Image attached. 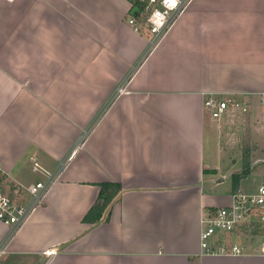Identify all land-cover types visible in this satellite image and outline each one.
I'll use <instances>...</instances> for the list:
<instances>
[{
	"label": "crops",
	"instance_id": "obj_1",
	"mask_svg": "<svg viewBox=\"0 0 264 264\" xmlns=\"http://www.w3.org/2000/svg\"><path fill=\"white\" fill-rule=\"evenodd\" d=\"M130 6L0 0V189L53 175L18 230L0 222V264H264L254 247L200 248L202 219L249 187L226 185L241 174L228 123L244 113L214 120L204 103L264 122V0H193L144 58ZM101 183L121 185L108 221L83 222Z\"/></svg>",
	"mask_w": 264,
	"mask_h": 264
},
{
	"label": "built area",
	"instance_id": "obj_2",
	"mask_svg": "<svg viewBox=\"0 0 264 264\" xmlns=\"http://www.w3.org/2000/svg\"><path fill=\"white\" fill-rule=\"evenodd\" d=\"M192 1L174 0V3H169V0L129 1L131 6L127 24L138 31L140 23L137 19L140 16L143 27L149 36L143 58L168 32ZM121 92L122 89L118 87L116 94ZM259 105L264 108V95H261ZM204 108L214 120H220L226 115L231 118L235 114L247 112L245 104L232 100L209 99L205 101ZM3 175L4 171L0 165V182ZM52 180L53 175L48 174L44 180L33 182L27 186L17 185L13 191L0 189V222L8 229L6 238L18 230L41 203ZM202 224L200 248L204 254L242 256L251 247L264 254V242L258 246L250 247L244 245L243 242L234 240L236 235H241L246 228L259 229L264 232V185H259L253 192H244L238 189L232 194L231 201L227 205L215 208L202 219ZM3 245L2 242L0 253L3 252Z\"/></svg>",
	"mask_w": 264,
	"mask_h": 264
},
{
	"label": "rangeland",
	"instance_id": "obj_3",
	"mask_svg": "<svg viewBox=\"0 0 264 264\" xmlns=\"http://www.w3.org/2000/svg\"><path fill=\"white\" fill-rule=\"evenodd\" d=\"M137 21L140 23V26L144 28L143 23L140 20V16L138 17ZM260 107L263 108L262 106ZM249 113H251L250 109L244 113L246 117L242 115V117L239 118L240 116L238 115L237 118H233V120L236 122L228 123V132L230 134V138L227 140L226 145L224 146L225 148L230 149V154L228 155L229 162L231 165L236 163V167L239 169L237 172H247V174L242 177V179L247 177V179L243 182L246 183V187L249 185V187L245 188V191L253 192V189L258 185L255 184L259 183L260 181V178H258L259 176L257 174L261 167H263L262 164H264V122L261 120V118H258L255 121L248 123L246 120ZM213 147L214 145H211L210 148L207 147L209 149L207 153V161L209 163H212L213 161ZM257 159H259V161L255 162V166H252V161ZM251 173H253V175H250ZM226 181V185L231 186L232 184H236L239 180L236 182L233 177H230L229 179H226ZM252 184L254 188L251 187ZM236 239H238L237 242H243V244L246 246H258L264 242V232H261L259 229L251 230L250 228H246L242 231L241 235H236Z\"/></svg>",
	"mask_w": 264,
	"mask_h": 264
},
{
	"label": "trees",
	"instance_id": "obj_4",
	"mask_svg": "<svg viewBox=\"0 0 264 264\" xmlns=\"http://www.w3.org/2000/svg\"><path fill=\"white\" fill-rule=\"evenodd\" d=\"M245 174H247V172L236 174L233 176V178L237 182V180H239V178L243 177ZM99 185L100 192L98 195V199L82 217L83 222L93 224L99 221H108V208L113 199L118 195L119 191L121 190V185L119 183H101Z\"/></svg>",
	"mask_w": 264,
	"mask_h": 264
},
{
	"label": "snow or ice",
	"instance_id": "obj_5",
	"mask_svg": "<svg viewBox=\"0 0 264 264\" xmlns=\"http://www.w3.org/2000/svg\"><path fill=\"white\" fill-rule=\"evenodd\" d=\"M169 3H174V0H169Z\"/></svg>",
	"mask_w": 264,
	"mask_h": 264
}]
</instances>
